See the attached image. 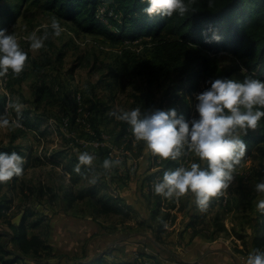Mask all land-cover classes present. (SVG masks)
Listing matches in <instances>:
<instances>
[{"label": "rangeland", "instance_id": "1", "mask_svg": "<svg viewBox=\"0 0 264 264\" xmlns=\"http://www.w3.org/2000/svg\"><path fill=\"white\" fill-rule=\"evenodd\" d=\"M104 8L106 4L98 12ZM54 16L63 26L59 36L50 27ZM105 24L116 38L84 31L44 8L42 0H0V27L15 33L28 53L21 73L9 70L0 76V112L16 117L15 103L9 100L18 101L22 112V126L0 127V146H14L10 151L25 157L23 175L2 182L0 188V242L9 251L5 256L20 255L12 264L42 256L46 264H68L95 254L146 264H246L260 228L262 211L256 205L264 193H258L255 184L264 180V140L251 144L234 169L232 183L212 198L206 210L194 203L191 191L179 197L156 193L154 183L166 168L190 166L200 158L187 145L175 160L158 157L135 137L130 124L121 134L120 119L113 113L133 107L142 112L175 107L178 114L190 118L198 115V90L190 92L186 84L177 87L173 74L150 88L128 69L120 68L114 76L126 60L124 52L136 58L150 56V38L143 39L148 44L141 38L122 40L111 18ZM45 30L49 36L44 46L32 49L26 37ZM216 64L218 75L237 67L228 77L259 78L248 70L242 72L245 66L229 51L220 52ZM42 76L55 92L54 104L35 100L34 87ZM261 121L249 130L264 133V117ZM85 150L95 154L91 165L79 164L78 155ZM106 157L120 163L105 168ZM66 164L75 165L74 172L66 173ZM90 186H97L96 195L121 203L124 212H95L88 195L75 199L66 194ZM23 215L27 235L35 234L49 245L39 255L25 253L10 239L9 223H19ZM33 221L38 222L31 226ZM0 264L6 263L0 260Z\"/></svg>", "mask_w": 264, "mask_h": 264}, {"label": "trees", "instance_id": "2", "mask_svg": "<svg viewBox=\"0 0 264 264\" xmlns=\"http://www.w3.org/2000/svg\"><path fill=\"white\" fill-rule=\"evenodd\" d=\"M186 2L187 12L174 13L169 17L158 13L149 15L145 12L143 9L147 0H109L107 3L106 0H42L44 8L54 10L59 16L75 22L84 31H96L116 38L105 24V20L109 21L111 18L122 33V40L150 38V56L136 58L129 55L128 51L124 52L126 60L115 69L114 76L118 74V69L125 68L141 76L150 88L154 83L173 74V80H178L177 87L186 84L190 92L201 91L208 86L206 81L210 77L228 76L237 69L233 67L221 75L217 74V55L222 51H229L240 58L251 74L264 79V0H186ZM104 4L106 8L101 10V13L98 12L99 7ZM118 15L120 19L117 18ZM126 29L129 32H125ZM214 33L218 34L220 39H214ZM143 42L148 44V41ZM38 71L36 67V72ZM34 94L39 104L43 102L54 104L56 101L54 90L43 76L35 85ZM129 124L120 119L121 134L127 132ZM243 139L249 150L252 143L264 140V133H253L248 130ZM11 149L15 147L0 146V150L3 151ZM74 167L66 164L64 169L71 174ZM1 186L2 182L0 188ZM96 189L90 186L85 191L81 189L76 194L70 192L66 194L75 199L88 195L95 212H124L125 207L121 203L112 201L111 197L104 194L96 195ZM24 215L19 223H9L12 231L10 239L18 243L25 253L39 255L43 249L48 250L49 245L35 234L27 235ZM259 216L260 228L252 238V246L264 248V212ZM192 220L188 222L189 225L194 223L197 217ZM36 222L38 221H33L30 225L33 226ZM219 227L225 228L222 223H219ZM162 228L163 222L159 230ZM3 245L0 242V260L3 263L12 264L21 259L17 253L6 257L5 253L9 254V251ZM43 258L42 256L36 261L26 259L25 264H46L47 259ZM68 264L146 263L138 259L106 260L103 255L95 254L87 259L73 260Z\"/></svg>", "mask_w": 264, "mask_h": 264}, {"label": "clouds", "instance_id": "3", "mask_svg": "<svg viewBox=\"0 0 264 264\" xmlns=\"http://www.w3.org/2000/svg\"><path fill=\"white\" fill-rule=\"evenodd\" d=\"M149 15L172 16L188 11L186 0H147L143 9ZM48 25H45L47 29ZM50 27L54 35L63 31L60 19L52 17ZM49 32L33 31L26 38L32 49L44 46ZM214 39H220L213 34ZM28 53L21 47L15 33L0 27V76L11 70L15 74L25 68ZM246 72L245 67H241ZM203 90L196 93L195 109L198 115L186 118L175 107L157 108L142 112L140 107L115 111L117 118L127 121L137 139H143L147 148L160 158L175 160L185 146L200 158L190 166L169 167L162 178L154 183V191L167 197H179L189 191L194 194V203L206 210L212 198L227 189L232 183L234 169L241 163L247 151L243 135L249 129H256L264 117V79L246 75L243 79L228 76L209 78ZM15 103L16 117L10 119L7 112H0V127L22 126L20 103ZM95 154L87 150L78 155L79 164L91 165ZM25 157L16 150H0V182L11 180L24 173ZM202 162L205 166H202ZM119 160L106 157L105 168L119 164ZM79 164L77 169H79ZM258 193H264V180L255 184ZM257 208L264 212V199L257 202ZM246 264H264V248H252Z\"/></svg>", "mask_w": 264, "mask_h": 264}, {"label": "built area", "instance_id": "4", "mask_svg": "<svg viewBox=\"0 0 264 264\" xmlns=\"http://www.w3.org/2000/svg\"><path fill=\"white\" fill-rule=\"evenodd\" d=\"M125 39H126V38H125ZM125 39H123V40H125ZM127 40H128V41H133V40L139 41V38H133V39H128V38H127ZM224 190L226 191L227 189H224Z\"/></svg>", "mask_w": 264, "mask_h": 264}, {"label": "crops", "instance_id": "5", "mask_svg": "<svg viewBox=\"0 0 264 264\" xmlns=\"http://www.w3.org/2000/svg\"><path fill=\"white\" fill-rule=\"evenodd\" d=\"M65 171H66V170H65ZM66 173L70 174V172H67V171H66Z\"/></svg>", "mask_w": 264, "mask_h": 264}]
</instances>
